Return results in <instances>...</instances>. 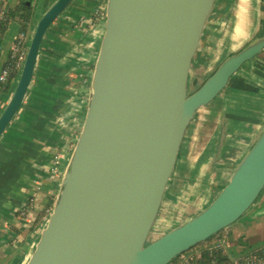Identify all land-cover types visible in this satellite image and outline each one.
<instances>
[{
    "label": "water",
    "instance_id": "1",
    "mask_svg": "<svg viewBox=\"0 0 264 264\" xmlns=\"http://www.w3.org/2000/svg\"><path fill=\"white\" fill-rule=\"evenodd\" d=\"M217 1L198 0L183 56L181 27L189 0H86L71 138L54 201L25 264H169L230 228L260 198L264 141L247 153L202 214L146 246L196 112L264 47L261 27L192 93ZM73 2L57 0L37 22L0 114V138L25 101L48 30ZM138 59L168 64L181 59L182 65L172 85L158 88ZM226 133L223 123V141Z\"/></svg>",
    "mask_w": 264,
    "mask_h": 264
},
{
    "label": "crops",
    "instance_id": "2",
    "mask_svg": "<svg viewBox=\"0 0 264 264\" xmlns=\"http://www.w3.org/2000/svg\"><path fill=\"white\" fill-rule=\"evenodd\" d=\"M56 1L35 0L28 5L32 6L29 14L20 12L19 15L25 17L29 24L24 35L26 49L39 21L37 18ZM21 3L22 0H0V7L6 11L15 10ZM85 5L86 0H74L48 30L25 101L0 138V264H25L54 201L71 138L70 119L74 113L67 112L64 105L60 104L61 99L55 94L56 90L46 89L43 85H46L44 78L37 77L36 72L40 64L44 63L42 60H46L44 53L51 38L55 36L56 32L51 34V31L56 24H68L73 20H80L82 23ZM234 12L231 9L229 13L218 14L223 19L219 21L218 18L215 27L214 23L209 24V35L198 68L203 69V61H213L218 45L223 47L228 44L225 41L229 24L227 20L228 17L235 16ZM238 13L241 14L242 11H237ZM241 15L243 17H239L236 24L241 23L240 20L245 21L246 15ZM79 26L81 30V24ZM20 29L21 25L17 20L12 19L7 25L0 45V71L12 58L13 48L21 37ZM57 31L59 34L60 30ZM80 48L82 49V43ZM16 80L18 81V77ZM16 83H11V86L15 88ZM10 97L4 92L0 94V114ZM58 113L63 114L65 119V125L59 129L53 119V115ZM259 115L258 119L255 115H246L236 133L229 139V121L224 115L213 136L206 137L202 134L203 130H190L186 142H183L176 169L156 220L157 223L165 209L166 215L160 224L166 231L163 234L169 236L186 227L221 194L235 173L234 169H238L248 152L244 153L241 146L235 145L238 135L244 137L254 132L253 143L258 133H255V128H259L257 123L252 125L253 121L261 123L264 119V114ZM223 123L227 130L224 141L220 139ZM188 133L189 131L186 135ZM239 143L243 146L241 140ZM54 162L57 163V169L52 165ZM254 210L257 216L264 214V192L254 205Z\"/></svg>",
    "mask_w": 264,
    "mask_h": 264
},
{
    "label": "rangeland",
    "instance_id": "3",
    "mask_svg": "<svg viewBox=\"0 0 264 264\" xmlns=\"http://www.w3.org/2000/svg\"><path fill=\"white\" fill-rule=\"evenodd\" d=\"M231 9H234L235 16L231 18L228 17L227 20L229 21L227 34H230L229 38H227L229 39L228 44L223 45V47L222 45H218L213 61L207 62V77H203V69L201 68H198L194 72V79H197L198 83L196 86H193L192 93L199 91L207 83V81L219 71L221 66L230 57L237 54L250 40L252 41L259 32L260 28L264 27V0H218L211 18V22L214 23L213 27L217 26L216 20L218 18H220L219 21L223 19L222 17H218V14H222V12L229 13ZM237 11H242L241 14L246 15L245 21L240 20L241 23L238 24L234 21ZM42 14L43 12L37 18L38 20L41 18ZM73 21L68 24H60L61 22L56 24L55 28L51 31V34L56 32L54 34L55 36L51 38L52 40H50V44L44 53L46 60H42L44 63L40 64V67L37 70L38 72H36L37 77L44 78L46 85L44 83L43 85L46 89L56 90L55 94L61 99L60 104L64 105L63 107L67 109L68 113H74L75 79L82 53V49L80 48V43L82 42L80 41L79 32V25L81 22L80 20L76 22ZM57 30H60L59 34ZM203 63L205 64L204 61ZM263 77L264 47L257 59L248 62L243 66L238 74L233 77V84H231L232 88L227 89L226 92L223 91L208 106L201 108L196 112L195 117L190 123L188 130L189 133L185 136L184 141L186 142L185 139L186 137L188 138L190 130L198 132L203 130L202 134L206 135V137L213 136L218 128L222 115L228 117V139L231 138L233 135V117L228 111H226V95L228 98L229 95H232V98H239L241 100L237 110L239 118L241 117V121L245 119L246 115H255V118H257L260 116L259 114H264V101L258 102L257 98L254 97L259 91L257 87L263 80ZM37 79L40 78H36V80ZM53 116L57 128L59 129L63 127L64 115L58 113ZM73 122L74 114L70 119L72 127ZM255 123H257V126L259 125V128H255L256 133L264 126V119L261 123L260 121H253L252 125H255ZM253 138L254 132H252L251 135H246L244 137L238 135V141H236L235 145L238 147L241 146L240 149L243 148L244 153L247 151L250 152L251 148L249 149V147ZM202 139L205 138L202 137ZM240 140L243 142V146L239 143ZM56 162L58 163L57 160ZM57 163H52L56 169ZM254 205L230 227V231L228 232L225 242V254L227 257H236L240 254L249 253L264 245V214L257 216L254 210ZM161 214L162 215H160L155 228L147 241V247L158 243L161 239L168 236L167 234H163L166 231H164L160 225L164 219L163 216L166 215V210L163 209ZM174 234H176V232Z\"/></svg>",
    "mask_w": 264,
    "mask_h": 264
},
{
    "label": "bare ground",
    "instance_id": "4",
    "mask_svg": "<svg viewBox=\"0 0 264 264\" xmlns=\"http://www.w3.org/2000/svg\"><path fill=\"white\" fill-rule=\"evenodd\" d=\"M197 4H198V0H189L186 17H185L184 22H183L182 27H181V34H182L181 35V40H182L181 43H182V46H183L182 49L184 50L183 56L186 53V47L188 45L189 39H190L192 31H193V27H194V23H195V17H196ZM239 17L241 19L243 17V15L238 13L236 15V18L234 19V21H236ZM263 37H262V39H264ZM227 38H229V34H226V38H225L226 43H228V40H229ZM237 54H235V55H237ZM258 56L256 58H254V59H257ZM181 59L176 61L174 64L159 63V62H157L155 60L152 61L151 63H148L144 59H138L137 60V65L142 71H144L145 73L149 74L152 83H154V85L156 87L164 88V87H167L169 85H172L177 80V78L179 76V73H180V70H181V65H182ZM251 61H249V62H251ZM207 62H210V61L206 60V62L204 64L203 77H207L208 76V70H206V68L208 66ZM247 63H245L244 65H246ZM238 72L234 76H236L238 74ZM233 77L230 80V82H229L228 86L226 87V89L224 90L225 92H226L227 89L232 88L231 84H233V82H232ZM231 96L232 95H229V98L227 97V95L225 96L226 97L225 101L227 100L226 111H228L231 114V116L233 117V119H232L233 120V127H232L233 128V132L232 133L235 134L234 130H237V128L241 125V117L239 118V116H238L239 114H238V111H237L238 107H239V104H240L239 102H241V100L239 98H232ZM224 107H225V105H224ZM203 108H205V107H203ZM238 122H239V124H238ZM63 123L65 125V119L64 118H63ZM240 130H242V127H241ZM263 141H264V126L261 127V129L256 134V137H255V139H254V141L252 143V146L250 147L251 148L250 151H254L256 148H258ZM181 230L182 229H180L179 231H181Z\"/></svg>",
    "mask_w": 264,
    "mask_h": 264
},
{
    "label": "built area",
    "instance_id": "5",
    "mask_svg": "<svg viewBox=\"0 0 264 264\" xmlns=\"http://www.w3.org/2000/svg\"><path fill=\"white\" fill-rule=\"evenodd\" d=\"M6 10L0 7V33L2 29V24L4 23V16ZM27 49L25 46L15 45L12 51V60H10L0 71V84H15L16 77L19 76ZM17 73V76L14 75ZM19 212H22L21 210ZM226 240L218 241L216 239L212 240V245L206 247L202 252H185L177 256L169 264H264V245L249 252L240 254L236 257H227L225 254ZM206 252L213 253L208 255L212 257L211 260L203 261L201 255ZM220 257L227 259V263H222Z\"/></svg>",
    "mask_w": 264,
    "mask_h": 264
},
{
    "label": "trees",
    "instance_id": "6",
    "mask_svg": "<svg viewBox=\"0 0 264 264\" xmlns=\"http://www.w3.org/2000/svg\"><path fill=\"white\" fill-rule=\"evenodd\" d=\"M35 0H22V3L15 9V10H7L6 14H5V18H4V23L2 24V29H1V33H0V45H1V39L4 36L5 32L7 31V25L10 22V20H17L20 25H21V29H20V38L17 39L16 44L15 45H19V46H25V40H24V35H26V31L28 29V23L25 21V17H21L19 14L21 11H24L26 13H30V10H32V6H28V4H32ZM30 18V17H29ZM34 18V17H32ZM12 60V58H11ZM15 76H17V73H14ZM263 80L258 84V93L254 96L255 98H257L258 102H263L264 101V77L262 78ZM261 86V87H260ZM14 91V87L11 86V83L6 84V85H1L0 84V94L2 92H4L5 94H8L9 96L12 95ZM258 201V200H257ZM230 231V228L219 232L217 235H215L214 237H212L211 239L207 240L204 243H201L199 245H197L196 247L192 248L189 250V252H202L206 247L212 245V240L216 239L218 241L221 240H226L228 232ZM213 253H209L206 252L205 254L201 255V259L203 261H208L211 260L212 257H209L208 255H211ZM220 261L222 263H227V259L224 257H220Z\"/></svg>",
    "mask_w": 264,
    "mask_h": 264
}]
</instances>
